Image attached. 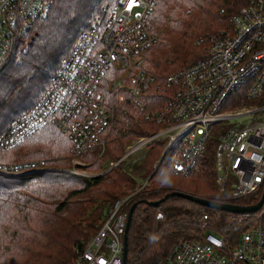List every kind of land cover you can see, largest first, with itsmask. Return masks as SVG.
<instances>
[{"label": "built area", "instance_id": "2783aa9c", "mask_svg": "<svg viewBox=\"0 0 264 264\" xmlns=\"http://www.w3.org/2000/svg\"><path fill=\"white\" fill-rule=\"evenodd\" d=\"M53 1L0 0V60L18 37H24L19 49L26 51L34 24L47 16ZM157 2L115 0L103 7L75 39L57 78L0 133V152H7L37 131L55 127L68 137L71 155L93 154L97 162L126 133L119 125V105L127 103L140 116L135 123L156 127L133 137L118 161L107 162L104 172L162 145L149 177L113 203L95 234L74 247L70 264H121L128 210L167 168L187 180L211 154L218 193L213 201L224 204L237 205L264 188V0H249L229 17L227 30L197 40L201 57L172 74L164 85L171 90L168 99L147 111L153 107L147 93L154 79L141 64L158 41L148 24ZM50 170L55 168L44 161L0 163L4 176ZM66 171L92 177L74 167ZM228 219L233 223L238 217ZM241 227L233 237L205 229L200 239L180 240L163 264H262L263 227Z\"/></svg>", "mask_w": 264, "mask_h": 264}, {"label": "trees", "instance_id": "16d2710c", "mask_svg": "<svg viewBox=\"0 0 264 264\" xmlns=\"http://www.w3.org/2000/svg\"><path fill=\"white\" fill-rule=\"evenodd\" d=\"M248 1H160L148 18L150 30L158 41L144 54L141 64L142 71L154 79V88L147 93L153 107L148 105L147 111L158 109L168 99L171 90L164 87L166 80L201 57L200 51L199 55L194 52V48L202 50L196 46L197 40L227 30L228 23L221 25L222 20L229 19ZM113 2L54 0L47 16L34 24L31 44L25 52L19 49L24 37L16 38L10 51L0 60L1 63L4 59L0 66V133L42 96L57 78L75 39L90 27L103 7ZM194 33L197 36L195 44L192 43ZM195 56L196 60L189 64ZM117 114L119 125L126 128V133L116 137L109 144L105 157L89 168L98 169L99 163L118 161L131 138L148 135L156 129L154 125L135 123L140 116L127 103L119 105ZM48 131L51 132L31 140ZM55 133L65 142L69 153H64L63 143L54 140ZM36 147L45 148V151H38ZM161 148L160 143L153 144L141 157L121 161L91 179L66 171L70 166V141L55 127L43 128L10 151L0 152L4 156L20 149L25 155L45 157L42 159L52 154L48 164L55 168L16 177L0 175V264H70L74 247L95 234L113 203L134 188L135 178L147 177ZM62 153L66 156H61ZM86 157L93 161V154ZM214 178L211 154L203 159L201 171L187 180L174 176L167 168L134 202L137 207L127 230L126 264H163L171 248L180 240L200 239L207 229L202 221L208 216L218 217L213 228L230 237L235 236L241 224H260L264 229V205L258 212L245 215L210 209L179 196H171L156 207L149 205L173 192L206 200L217 199ZM261 193L237 205H254ZM231 216L238 219L233 223L226 221L225 218Z\"/></svg>", "mask_w": 264, "mask_h": 264}, {"label": "rangeland", "instance_id": "374dc122", "mask_svg": "<svg viewBox=\"0 0 264 264\" xmlns=\"http://www.w3.org/2000/svg\"><path fill=\"white\" fill-rule=\"evenodd\" d=\"M160 1L161 0H158V2L156 3V8L158 7V5H159V3H160ZM114 2H115V0H114ZM113 2V3H114ZM156 8H154L155 10H156ZM225 23H228V17L223 21L222 20V23H221V25H223V24H225ZM221 25H220V27H221ZM221 29H223V28H221ZM220 29V30H221ZM34 31V30H33ZM219 31V30H218ZM221 32V31H220ZM220 32H218V33H215V34H213V35H217V34H219ZM202 38V37H201ZM199 39V38H198ZM197 40V36L195 35V33H194V35H193V40H192V43H194L195 44V41ZM159 41H160V39H159ZM199 51H200V54L202 53V50H200V49H197V48H194V52L196 53V55H199ZM196 56H195V58H194V60H192L189 64H191V63H193L195 60H196ZM4 62V59L2 60V62L0 63V66L2 65V63ZM188 64V65H189ZM187 65H185L184 67H186ZM184 67H182V68H184ZM178 69H181V68H178ZM178 69H176V70H178ZM173 73V72H172ZM53 131V130H52ZM51 131H48V132H44V133H40V134H38V135H36L35 136V138H33V139H31V140H34V139H38L39 137H42V136H44L45 134H48V133H50ZM55 132V131H54ZM53 138H54V140H56V141H60L61 143H63L64 145H65V150H66V144H65V142H63V140L62 139H60V136L58 135V133H55V136H52ZM132 139V138H131ZM131 139L129 140V142H127L126 144H128V143H130V141H131ZM59 144V143H58ZM58 144H57V146H58ZM125 144V145H126ZM124 145V146H125ZM36 150H38V151H40V149H41V151H45V150H43V149H45V148H35ZM32 151H34V150H32ZM64 151V150H63ZM147 151L148 150H146V151H144L142 154H140V155H138L137 157H141L142 155H144V154H146L147 153ZM67 152H68V150H66V151H64V153H66L67 154ZM64 153H62V155L61 156H66V154H64ZM69 153V152H68ZM70 155V154H69ZM68 155V160H69V164H70V166H68V167H66V168H71V167H74V169H76V170H78V171H82V172H84V173H86L88 176H92L93 178H95V177H99V176H101L102 174H103V172H104V170L106 169V166H107V162L105 161V162H102V163H99V165H97V167H99L98 169H96V168H89L93 163H96V162H94V158H93V161H91L90 162V160H91V158H88V157H86L87 155H85V156H79V157H75V156H73V155H70L69 156ZM47 157V159H42V158H45V157H42L41 158V156H37V155H35V156H30V155H25V154H23V153H21V151H20V149H18V150H16V151H14L13 153H11V154H7V155H0V163H2V164H6V163H8V164H11V163H13V162H24V161H44L46 164H48L49 163V161H48V159H50V158H53V155L52 154H49V155H46ZM128 161V160H127ZM98 162V161H97ZM85 165V167H84V165ZM49 165V164H48ZM152 169V168H151ZM107 172V171H106ZM96 173H98V174H96ZM151 173V172H150ZM150 173L147 175V177H143V178H140V179H138V178H135L136 180H137V182H142V181H144L145 179H147L148 177H149V175H150ZM77 176V175H76ZM80 177H82V176H80ZM92 177H83V178H87V179H91ZM218 217H214V215H212V216H208V217H205L204 219H203V221H202V223H203V226H204V228H207V229H214L213 227H214V223H215V221H216V219H217ZM226 219V221H229V219L228 218H225ZM241 219H239V221H240ZM244 224V223H243ZM241 226L243 227L244 225H242L241 224Z\"/></svg>", "mask_w": 264, "mask_h": 264}, {"label": "water", "instance_id": "95a60500", "mask_svg": "<svg viewBox=\"0 0 264 264\" xmlns=\"http://www.w3.org/2000/svg\"><path fill=\"white\" fill-rule=\"evenodd\" d=\"M171 196H179V197L185 198L191 202H194L196 204L205 206L207 208L223 211V212H226V213H229L232 215H245V214L256 213L264 205V188L262 190L261 197H260L259 201L256 204L250 205V206H239V205H234V204H224L221 202H217V201H213V200H206V199L194 197V196L179 193V192L170 193V194L166 195L163 199L156 201V202L149 203V205L156 207L160 203H162L163 201H165L167 198H169ZM136 207H137V203H133L128 210L125 234L123 237V254H122V263L121 264H126V262H127V230H128L129 225H130L131 218H132L133 212H134Z\"/></svg>", "mask_w": 264, "mask_h": 264}]
</instances>
